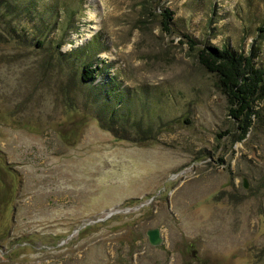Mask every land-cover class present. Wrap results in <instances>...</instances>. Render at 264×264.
<instances>
[{
  "label": "rangeland",
  "instance_id": "1",
  "mask_svg": "<svg viewBox=\"0 0 264 264\" xmlns=\"http://www.w3.org/2000/svg\"><path fill=\"white\" fill-rule=\"evenodd\" d=\"M18 1L0 7V264H264V98L236 119L185 37L264 68V0Z\"/></svg>",
  "mask_w": 264,
  "mask_h": 264
},
{
  "label": "trees",
  "instance_id": "2",
  "mask_svg": "<svg viewBox=\"0 0 264 264\" xmlns=\"http://www.w3.org/2000/svg\"><path fill=\"white\" fill-rule=\"evenodd\" d=\"M19 1L18 0H0V7L6 9L9 15H18L19 12ZM4 6H2V5ZM34 3H27V16L33 17L35 13H38ZM25 9V8H24ZM173 12L170 10H165L163 14L162 26L163 29L171 33V23L173 19ZM10 23L16 19H9ZM7 20L6 26L10 24ZM47 24H43L41 31H49L53 28L47 21ZM260 30L263 31L262 28ZM11 34L16 35V39L21 40V31L11 24L10 26ZM15 37V36H14ZM187 42L192 49H195L197 53L198 60L200 64L209 72L216 73L220 79L221 87L224 92L228 95L229 100L233 104L230 108L231 115L236 119L242 120L247 114H252L254 112L255 102L261 98H264V68L259 66L255 61V54L245 53L244 51H236L229 46H216L214 44H203L199 46V41L188 35L185 36ZM45 39V38H44ZM37 46H43L44 40L41 37L35 38ZM60 47V45H58ZM104 62V61H103ZM103 69L102 63H97L88 61L83 64V72L81 81L88 82L95 78L98 72ZM102 92H109V85L101 84ZM111 87L110 91H114ZM101 92V93H102ZM125 94V93H124ZM121 95V94H120ZM109 96L105 94V98ZM132 97L129 100L127 107L120 106L114 110L113 115L111 113L108 115V120L111 121L113 125H118L127 119L131 115L130 103H132ZM120 104V103H117ZM106 108L112 105L107 103ZM101 120V123L107 125L106 121ZM136 122L138 120H135ZM109 122V124H111ZM126 123V122H125ZM103 124V125H104ZM111 127V126H109ZM119 129V128H118ZM115 130L118 133L120 129ZM143 131V130H142Z\"/></svg>",
  "mask_w": 264,
  "mask_h": 264
},
{
  "label": "water",
  "instance_id": "3",
  "mask_svg": "<svg viewBox=\"0 0 264 264\" xmlns=\"http://www.w3.org/2000/svg\"><path fill=\"white\" fill-rule=\"evenodd\" d=\"M245 186L247 187V183H245ZM147 235L149 238V242L153 246H159L163 244L164 242V237H163L162 230L160 227H154V228L148 229Z\"/></svg>",
  "mask_w": 264,
  "mask_h": 264
},
{
  "label": "flooded vegetation",
  "instance_id": "4",
  "mask_svg": "<svg viewBox=\"0 0 264 264\" xmlns=\"http://www.w3.org/2000/svg\"><path fill=\"white\" fill-rule=\"evenodd\" d=\"M195 253H196V249L193 250V254H195Z\"/></svg>",
  "mask_w": 264,
  "mask_h": 264
},
{
  "label": "bare ground",
  "instance_id": "5",
  "mask_svg": "<svg viewBox=\"0 0 264 264\" xmlns=\"http://www.w3.org/2000/svg\"><path fill=\"white\" fill-rule=\"evenodd\" d=\"M95 19V18H94Z\"/></svg>",
  "mask_w": 264,
  "mask_h": 264
}]
</instances>
